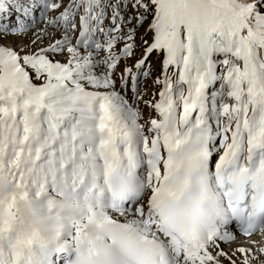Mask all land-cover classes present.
Returning a JSON list of instances; mask_svg holds the SVG:
<instances>
[{
  "label": "snow or ice",
  "instance_id": "snow-or-ice-1",
  "mask_svg": "<svg viewBox=\"0 0 264 264\" xmlns=\"http://www.w3.org/2000/svg\"><path fill=\"white\" fill-rule=\"evenodd\" d=\"M0 264H264V0H0Z\"/></svg>",
  "mask_w": 264,
  "mask_h": 264
},
{
  "label": "rangeland",
  "instance_id": "rangeland-1",
  "mask_svg": "<svg viewBox=\"0 0 264 264\" xmlns=\"http://www.w3.org/2000/svg\"><path fill=\"white\" fill-rule=\"evenodd\" d=\"M145 27H146V25H145ZM143 32H144V29L141 28L140 31H139V33L137 34V38L138 39H139V36L143 34ZM154 62H155V58H154Z\"/></svg>",
  "mask_w": 264,
  "mask_h": 264
}]
</instances>
